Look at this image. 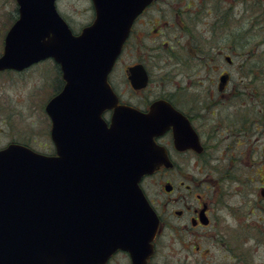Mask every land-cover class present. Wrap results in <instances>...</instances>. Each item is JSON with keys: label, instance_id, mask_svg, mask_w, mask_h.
<instances>
[{"label": "water", "instance_id": "water-1", "mask_svg": "<svg viewBox=\"0 0 264 264\" xmlns=\"http://www.w3.org/2000/svg\"><path fill=\"white\" fill-rule=\"evenodd\" d=\"M15 1L18 18L5 34L0 71L52 58L65 84L44 108L56 155L16 143L0 150V264H101L118 249L129 252L132 264H144L158 218L139 181L168 163L153 137L174 125L178 150H201L188 122L172 110L168 119L148 115L137 123L119 119L134 114L122 107L109 127L100 118L115 101L108 73L151 0H92L95 20L78 35L56 0ZM227 79L220 76V84Z\"/></svg>", "mask_w": 264, "mask_h": 264}, {"label": "flooded vegetation", "instance_id": "flooded-vegetation-1", "mask_svg": "<svg viewBox=\"0 0 264 264\" xmlns=\"http://www.w3.org/2000/svg\"><path fill=\"white\" fill-rule=\"evenodd\" d=\"M87 2L89 6L84 11L88 18L80 23L83 27L95 20L93 3L91 0ZM56 7L59 11L57 2ZM80 13L71 16L76 17ZM233 16V2L229 1L152 0L133 21L108 74L107 84L115 101L100 114L107 126L122 107L130 108L134 114L131 117L119 115V119L137 123L147 120L148 115L157 120L168 119L172 110L188 122L201 148L200 151L191 148L178 150L174 144V125L153 137L154 145L164 150L168 163H158L156 170L140 181V188L159 219L153 252L145 264H201L204 251L209 261H226L220 264H264V246L258 242L261 239L264 245V213L257 227L243 228L239 225L224 229L221 225L223 202L216 188L224 178L244 180L242 175L246 169L251 174L261 175L256 173L258 161L250 160L253 158L251 152L256 153L250 140L252 135H264V102L256 100L257 113L251 118L224 120L222 113L227 108L234 109L237 103L245 104L246 101L253 103L255 99L242 97L246 93L241 86L231 82L229 66L232 59L222 51L214 55L213 47L206 41L212 42L219 36L229 38L227 31ZM62 17L73 34L81 32L83 27L76 31L70 24L72 17ZM203 39L207 45H202ZM222 56L228 66L225 69H221L217 62V57ZM55 66L62 89L64 82L60 66L57 63ZM240 68L250 70L245 65ZM217 71L219 77L228 75L225 84L221 85L219 78L217 82H208L207 76L202 75ZM151 112L154 113L150 115ZM208 120L212 121L209 128L206 125ZM52 148L55 153L54 143ZM260 149L262 158L264 143ZM172 154L189 155L192 161L177 162ZM261 165H264V160ZM187 168L199 170L202 175V178L191 177L193 186L183 180L176 183L172 179L174 170ZM147 178L164 180L161 186L166 200L162 204L155 203L146 192L143 184ZM263 185L264 179L260 181V186ZM261 193L264 196V191ZM177 205L183 207L176 208ZM164 232L171 235L168 253L175 259L170 261L164 260L165 254L161 252ZM252 235L258 238H252ZM249 239L253 244H249ZM173 243H177V247ZM93 258L96 259L97 255ZM103 264H132V261L127 252L117 250Z\"/></svg>", "mask_w": 264, "mask_h": 264}, {"label": "rangeland", "instance_id": "rangeland-1", "mask_svg": "<svg viewBox=\"0 0 264 264\" xmlns=\"http://www.w3.org/2000/svg\"><path fill=\"white\" fill-rule=\"evenodd\" d=\"M215 1L233 2L234 16L228 26L229 38L219 36L212 42L206 40L207 44L213 47L214 55L222 51L225 56L232 59L233 63L229 66L231 82L241 86L242 91L246 93L245 96H242L243 98L255 99L253 103L250 101H246L245 104L237 103L234 109L227 108L222 115L228 122L238 118H251L257 113V94L260 95L259 99L264 98V65L262 64L264 58V0H205V2ZM57 6L62 16L73 18L70 20V24L76 31L83 27L80 23L85 22L88 18V13L84 11L89 6L87 0H58ZM16 9L15 0H0V55L3 51L6 31L17 17ZM75 13L80 14H77L76 17L71 16ZM204 44L206 43L203 39L202 45ZM217 62L221 69L228 67L223 56L217 57ZM244 65L250 70L243 71L240 66ZM253 73L254 76L251 77L250 74ZM202 75L207 76L206 81L208 82H217L219 71L205 72ZM249 78L257 80L252 82L249 81ZM245 83L247 85H244ZM61 86L60 75L52 60L37 63L23 72L9 70L0 72V149L14 142L26 145L39 153H54L49 137L50 120L44 111V106L54 94L59 92ZM208 121L206 125L209 128L212 121ZM263 143L264 135L261 137H257L256 134L251 136L250 145L256 153L251 152L253 158L250 157V160L251 162L258 161L259 168L256 169V173H260V176L255 173L251 174L246 169L243 170L242 175L244 180L232 179L230 181L228 178H224L216 187L223 202L221 225L224 229L239 225L243 228L257 227L259 218L264 213V196L261 193L264 191V185L260 186V181L264 179L262 175L264 174V165H261L264 156L261 158L262 150H259ZM172 157L177 162L191 163L189 161H192L189 155L172 154ZM172 175V179L176 183L183 180L192 186L194 184L191 181L192 176L202 178L199 170L190 168L176 169ZM163 181L162 178H147L143 184L146 192L157 204H162L166 200L163 186H161ZM195 192L200 193L196 190ZM182 207V205L176 206V208ZM251 237L258 238L253 235ZM170 239L171 235L164 232L161 240V252H164L166 261L175 259V256L168 253V249L171 247ZM262 241L258 240L259 244L264 246ZM249 244H253V240H250ZM177 245V243H173L174 247ZM205 253L206 251L201 253L204 258L201 264L226 262H216L214 259L209 261L205 257ZM212 253H215V250H212Z\"/></svg>", "mask_w": 264, "mask_h": 264}, {"label": "trees", "instance_id": "trees-1", "mask_svg": "<svg viewBox=\"0 0 264 264\" xmlns=\"http://www.w3.org/2000/svg\"><path fill=\"white\" fill-rule=\"evenodd\" d=\"M262 64L264 65V58L262 59ZM250 76H251V77L254 76V73H253V74H250ZM256 80H257V79H250V78H249V81H252V82H253V81H256ZM259 96H260V95L257 94V98H258V99L260 98ZM261 100L264 102V98H262Z\"/></svg>", "mask_w": 264, "mask_h": 264}]
</instances>
